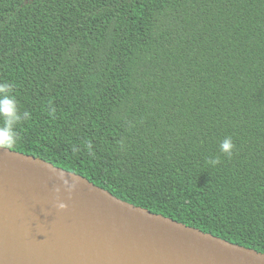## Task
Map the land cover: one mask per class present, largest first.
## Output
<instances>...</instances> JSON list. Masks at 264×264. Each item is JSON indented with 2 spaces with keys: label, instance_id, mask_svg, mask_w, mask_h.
I'll list each match as a JSON object with an SVG mask.
<instances>
[{
  "label": "trees",
  "instance_id": "trees-1",
  "mask_svg": "<svg viewBox=\"0 0 264 264\" xmlns=\"http://www.w3.org/2000/svg\"><path fill=\"white\" fill-rule=\"evenodd\" d=\"M0 83L9 149L264 253V0H0Z\"/></svg>",
  "mask_w": 264,
  "mask_h": 264
},
{
  "label": "water",
  "instance_id": "water-1",
  "mask_svg": "<svg viewBox=\"0 0 264 264\" xmlns=\"http://www.w3.org/2000/svg\"><path fill=\"white\" fill-rule=\"evenodd\" d=\"M59 171L77 181L72 193L56 179ZM58 199L66 209L56 207ZM0 264H264V253L124 201L40 157L0 148Z\"/></svg>",
  "mask_w": 264,
  "mask_h": 264
},
{
  "label": "clouds",
  "instance_id": "clouds-1",
  "mask_svg": "<svg viewBox=\"0 0 264 264\" xmlns=\"http://www.w3.org/2000/svg\"><path fill=\"white\" fill-rule=\"evenodd\" d=\"M13 85L9 83H0V148L6 149L11 148L19 140V132L17 126L21 123L22 119L27 120L30 118L28 112L20 113L17 100L11 93L13 91ZM91 148V145H88ZM231 137H226L220 144V150L231 155L234 149ZM210 164L215 165L220 163L218 158L210 160ZM56 179L61 182L63 188L68 193H72L77 188V181L69 182L64 172L59 171L56 174ZM56 192L60 191V187H57ZM56 207L59 210L67 208V204L57 200Z\"/></svg>",
  "mask_w": 264,
  "mask_h": 264
}]
</instances>
